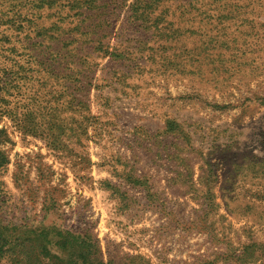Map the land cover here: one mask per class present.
Here are the masks:
<instances>
[{
  "label": "rangeland",
  "instance_id": "374dc122",
  "mask_svg": "<svg viewBox=\"0 0 264 264\" xmlns=\"http://www.w3.org/2000/svg\"><path fill=\"white\" fill-rule=\"evenodd\" d=\"M0 264H264V0H0Z\"/></svg>",
  "mask_w": 264,
  "mask_h": 264
}]
</instances>
